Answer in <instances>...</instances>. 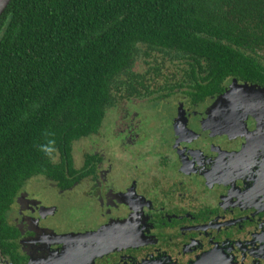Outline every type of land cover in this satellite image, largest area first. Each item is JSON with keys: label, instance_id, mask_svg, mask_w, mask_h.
Masks as SVG:
<instances>
[{"label": "flooded vegetation", "instance_id": "obj_1", "mask_svg": "<svg viewBox=\"0 0 264 264\" xmlns=\"http://www.w3.org/2000/svg\"><path fill=\"white\" fill-rule=\"evenodd\" d=\"M188 60L136 59L138 91L114 92L72 163L19 190L0 264H264V83L229 76L201 94Z\"/></svg>", "mask_w": 264, "mask_h": 264}, {"label": "trees", "instance_id": "obj_2", "mask_svg": "<svg viewBox=\"0 0 264 264\" xmlns=\"http://www.w3.org/2000/svg\"><path fill=\"white\" fill-rule=\"evenodd\" d=\"M156 50L188 58L209 80L201 94L229 76L264 83V0L10 2L0 17V247L14 239L8 213L25 181L72 163V144L98 130L114 92L144 83L135 61Z\"/></svg>", "mask_w": 264, "mask_h": 264}, {"label": "rangeland", "instance_id": "obj_3", "mask_svg": "<svg viewBox=\"0 0 264 264\" xmlns=\"http://www.w3.org/2000/svg\"><path fill=\"white\" fill-rule=\"evenodd\" d=\"M135 69L136 70H138V69H144V65H143V63H138V65H136V67H135ZM159 111H160V113L161 114H165L166 113V108H161V109H159ZM114 112H113V110H111L110 112H109V114H108V119H109V121H110V119H111V115L113 114ZM166 124V123H165ZM169 125L168 124H166V127L167 128H163V135L164 136H167V134L168 133H170V130H169V127H168ZM76 152V151H75ZM118 175H120V171H118ZM127 177H125V178H123V180H122V182L123 183H125V182H127ZM35 185H37V186H39V184L38 183H34ZM35 185H32V188H34L35 187ZM39 190V189H38ZM44 194V196H45V200H44V204L45 203H51V202H56V201H61V202H59L60 204H59V206L60 207H62V205H64V203L65 202H63L62 200V198H60V197H56L55 195H52L50 192H46V193H43ZM81 205H86V203L84 202V201H82L81 202ZM71 211V203H67V204H65L64 206H63V212L64 213H69ZM59 215H61V214H59Z\"/></svg>", "mask_w": 264, "mask_h": 264}, {"label": "water", "instance_id": "obj_4", "mask_svg": "<svg viewBox=\"0 0 264 264\" xmlns=\"http://www.w3.org/2000/svg\"><path fill=\"white\" fill-rule=\"evenodd\" d=\"M11 1L12 0H0V17L2 16Z\"/></svg>", "mask_w": 264, "mask_h": 264}, {"label": "clouds", "instance_id": "obj_5", "mask_svg": "<svg viewBox=\"0 0 264 264\" xmlns=\"http://www.w3.org/2000/svg\"><path fill=\"white\" fill-rule=\"evenodd\" d=\"M53 150H54V149L51 148V147H49V148L46 149V151H47L49 154H51Z\"/></svg>", "mask_w": 264, "mask_h": 264}]
</instances>
